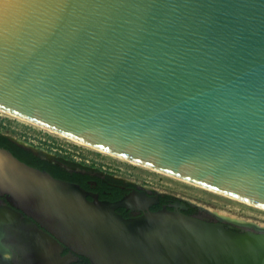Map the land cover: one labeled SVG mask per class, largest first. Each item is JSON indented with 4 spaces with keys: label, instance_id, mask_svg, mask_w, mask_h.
<instances>
[{
    "label": "water",
    "instance_id": "water-1",
    "mask_svg": "<svg viewBox=\"0 0 264 264\" xmlns=\"http://www.w3.org/2000/svg\"><path fill=\"white\" fill-rule=\"evenodd\" d=\"M0 109L264 207V0H0ZM0 196V250L12 236L92 264H264L263 227L125 217L131 195L88 199L4 147Z\"/></svg>",
    "mask_w": 264,
    "mask_h": 264
},
{
    "label": "flooded vegetation",
    "instance_id": "flooded-vegetation-1",
    "mask_svg": "<svg viewBox=\"0 0 264 264\" xmlns=\"http://www.w3.org/2000/svg\"><path fill=\"white\" fill-rule=\"evenodd\" d=\"M0 136H4L19 146L30 150L40 159L47 160L58 166L62 171L61 176H64L62 180L79 184L87 192L88 199L97 196L100 200L114 202L131 195V206L134 209L126 207L116 208V211L125 217L140 215L144 211L141 209L142 207L151 211L166 208L169 210H180L187 215L207 222H217L219 219L223 221L225 227L237 225L246 226L248 224L255 225L253 222H238L218 217L209 207L195 200L176 195L153 185L131 181L124 177L100 170L97 167L65 161L56 155L52 156L41 150H33L30 146L24 147L27 145L2 132H0ZM0 205H9L4 196H0ZM15 210L19 212V218L17 217L19 221L26 219L27 216L22 211L19 209ZM245 229L247 228L239 229L238 231L241 232ZM2 242L8 248L6 250H0V264H92L85 256L76 254L65 246L60 250H51L48 253L42 250L36 251L26 245L17 247L14 244L12 236L6 237Z\"/></svg>",
    "mask_w": 264,
    "mask_h": 264
},
{
    "label": "rangeland",
    "instance_id": "rangeland-1",
    "mask_svg": "<svg viewBox=\"0 0 264 264\" xmlns=\"http://www.w3.org/2000/svg\"><path fill=\"white\" fill-rule=\"evenodd\" d=\"M0 132L10 135L17 141L32 147L34 150H41L52 156L56 155L65 161L90 165L91 167H97L100 170L137 183L156 186L176 195L202 203L209 207L213 213L222 212L221 214H223V211H225L236 216L238 219L264 225L263 209L180 181L148 168L131 164L19 120L2 111H0Z\"/></svg>",
    "mask_w": 264,
    "mask_h": 264
},
{
    "label": "bare ground",
    "instance_id": "bare-ground-1",
    "mask_svg": "<svg viewBox=\"0 0 264 264\" xmlns=\"http://www.w3.org/2000/svg\"><path fill=\"white\" fill-rule=\"evenodd\" d=\"M0 111L4 112V113H6V114H8V115H10V116H12V117L18 118L19 120H22V121H24V122H27V123L33 124V125H35V126H38V127H40V128H43V129H45V130H48V131H50L51 133H54V134H57V135H59V136L65 137V138H67V139H69V140H71V141H74V142H77V143H79V144H82V145L88 146V147H90V148H92V149H94V150L101 151V152H103V153H106V154H108V155H110V156H113V157H116V158H118V159H122V160H124V161H127V162H129V163H131V164H135V165H139V166H142V167L148 168V169L153 170V171H155V172L162 173V174H164V175H167V176L173 177V178L178 179V180H180V181H183V182H186V183H189V184L195 185V186H197V187L204 188V189L209 190V191L216 192V193H218V194L224 195V196H226V197H229V198L235 199V200H237V201L244 202V203H246V204H248V205H251V206H254V207H257V208H260V209H263V210H264V207H261L260 205H256V204H254V203H250V202H248V201H245V200H242V199H239V198L233 197V196H231V195H227V194L222 193V192H220V191H216V190H214V189H211V188H208V187L202 186V185H200V184H198V183H195V182H192V181H189V180H186V179L180 178V177H178V176H175V175H172V174H169V173H166V172H163V171L157 170V169H155V168H152V167H149V166H146V165H143V164L137 163V162H135V161H132V160L126 159V158H124V157H121V156L115 155V154H113V153H110V152L104 151V150H102V149H99V148H97V147H94V146H92V145H89V144H87V143H84V142H82V141L76 140V139L71 138V137H69V136H66V135H64V134H61V133H59V132H56V131H54V130H51V129H49V128H46V127H44V126H41V125L36 124V123H34V122H31V121H29V120H27V119H25V118H22V117H20V116H18V115H15V114L10 113V112H7V111H4V110H2V109H0ZM221 213H222V212H221ZM221 213H216V212H215L214 214H216L218 217H222V218L229 219V220H230V219H231V220H235V221L237 220L238 222H243V221H244V219H238L236 216L231 215V214H229V213H226L225 211H223V214H221ZM18 218H19V217H18ZM249 222H252V221H249ZM253 224H255V225L258 226V227H263V228H264V225L256 224L255 222H253ZM8 253H9V252H8ZM48 253H49V252H48ZM5 254H6V253H5ZM38 257H39V256H38ZM0 260H1V258H0ZM0 263H1V262H0Z\"/></svg>",
    "mask_w": 264,
    "mask_h": 264
},
{
    "label": "trees",
    "instance_id": "trees-1",
    "mask_svg": "<svg viewBox=\"0 0 264 264\" xmlns=\"http://www.w3.org/2000/svg\"><path fill=\"white\" fill-rule=\"evenodd\" d=\"M0 146L10 150L18 159L21 161L42 170L48 171L52 176L56 178L64 179V176H61V169L55 164L50 163L47 160L40 159L35 156L30 150H27L18 144L12 142L4 136H0ZM76 174V173H75ZM69 179V178H67Z\"/></svg>",
    "mask_w": 264,
    "mask_h": 264
}]
</instances>
